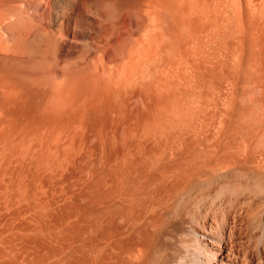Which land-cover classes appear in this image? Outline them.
Masks as SVG:
<instances>
[{
    "label": "bare ground",
    "instance_id": "1",
    "mask_svg": "<svg viewBox=\"0 0 264 264\" xmlns=\"http://www.w3.org/2000/svg\"><path fill=\"white\" fill-rule=\"evenodd\" d=\"M0 264H264V0H0Z\"/></svg>",
    "mask_w": 264,
    "mask_h": 264
}]
</instances>
